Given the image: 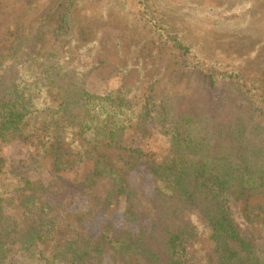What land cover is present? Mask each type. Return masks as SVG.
<instances>
[{
    "label": "trees",
    "instance_id": "1",
    "mask_svg": "<svg viewBox=\"0 0 264 264\" xmlns=\"http://www.w3.org/2000/svg\"><path fill=\"white\" fill-rule=\"evenodd\" d=\"M43 2L49 5L32 29L22 30L13 45H0V143L26 142L32 128L37 162L47 163L54 177L79 176L89 165L76 184L88 211L68 216L64 202L48 198L57 190L16 176V164L0 155V178L15 177L0 190V264H264V203L251 205L264 200V123L254 118L264 114V83L202 54L156 13L155 0H132L152 41L137 54L139 65L124 72L147 67L171 49L180 54L182 78L216 92L232 85L235 99L251 95L252 116L222 120L216 111L184 109L185 96L158 95V79L146 78V70L139 76L149 82L142 95L126 85L92 92L87 81L107 64L97 56L102 41L73 19L75 0ZM15 64L27 76L10 78L7 68ZM213 99L218 105L227 96ZM150 122L170 145L160 160L124 144L133 128L147 135ZM140 167L155 182L148 198L129 182ZM57 192L64 194L63 186ZM118 210L126 226L147 217L150 231L135 237L127 228L105 227L92 238L84 222Z\"/></svg>",
    "mask_w": 264,
    "mask_h": 264
},
{
    "label": "rangeland",
    "instance_id": "2",
    "mask_svg": "<svg viewBox=\"0 0 264 264\" xmlns=\"http://www.w3.org/2000/svg\"><path fill=\"white\" fill-rule=\"evenodd\" d=\"M30 1L0 0L1 46L17 42L20 35L22 36L21 31L32 29L35 19L49 5V2L45 4L43 0ZM50 1L57 6L59 0ZM155 3L156 13L181 33L190 44L201 49L202 54L220 60L225 67L236 65L250 79L264 83V0H155ZM131 5L133 6L132 0H75L73 19L93 28L94 35L103 43L102 52L97 56L107 62L94 71L87 81L86 87L90 91L118 90L126 85L142 95L149 82L139 76L140 72L146 70V78L158 79V95L185 96L180 103L184 109L196 108L198 113L216 111V115L222 120L240 115L245 118L252 116L248 111L255 102L251 95L249 99H235L237 93L232 85L216 92L202 82L182 78L179 73L180 54L171 49L163 51L156 60L150 61L147 67L138 66L139 69L124 72L122 69L131 63L139 65L137 54L143 46L150 45L152 41L150 33L140 25L133 14ZM120 42H123V45H120ZM87 55L83 57L84 62L90 59ZM23 68V65L15 64L14 68H7V74L10 78L17 72L22 77L27 76L23 74ZM25 84L26 80L23 86ZM213 96H227V99L221 100L217 105ZM254 118L256 122L264 123V114L259 111ZM32 132V128L27 130L26 142L24 140L0 143V155L7 156L12 164H16L14 174L18 177L28 176L51 190L58 191L60 186H63L64 194L54 191L49 195L48 191V198L56 205L64 202L63 208L68 216L87 212L88 203L83 195V188L76 184L84 181L91 167H84L79 176L54 177L49 172L47 163L37 162L40 144L36 137L28 138ZM146 133L143 137L133 128L124 144L127 147H140L151 158L160 160L170 151L166 136L151 122L146 127ZM14 178L11 173L2 175L0 190L9 187ZM129 182L143 198L151 197L155 193V182L146 167H140L131 174ZM259 203H264V200L255 199L251 205ZM84 226L92 238L99 237L105 227H111L114 233L127 228L136 237L141 230L150 231L151 221L142 216L136 223L126 226L123 213L118 210L107 214L99 213L93 220L84 222ZM201 257L203 258V255Z\"/></svg>",
    "mask_w": 264,
    "mask_h": 264
}]
</instances>
